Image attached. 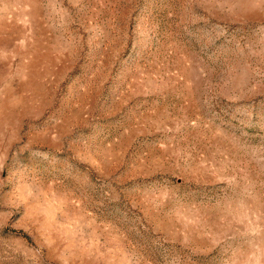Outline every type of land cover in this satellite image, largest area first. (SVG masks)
Returning a JSON list of instances; mask_svg holds the SVG:
<instances>
[{
  "label": "rangeland",
  "instance_id": "obj_1",
  "mask_svg": "<svg viewBox=\"0 0 264 264\" xmlns=\"http://www.w3.org/2000/svg\"><path fill=\"white\" fill-rule=\"evenodd\" d=\"M0 264H264V0H0Z\"/></svg>",
  "mask_w": 264,
  "mask_h": 264
}]
</instances>
